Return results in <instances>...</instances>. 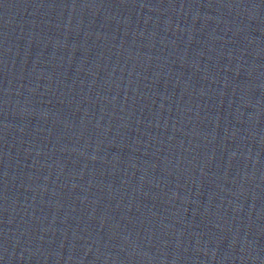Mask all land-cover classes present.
<instances>
[{
  "label": "water",
  "instance_id": "1",
  "mask_svg": "<svg viewBox=\"0 0 264 264\" xmlns=\"http://www.w3.org/2000/svg\"><path fill=\"white\" fill-rule=\"evenodd\" d=\"M0 264H264V0H0Z\"/></svg>",
  "mask_w": 264,
  "mask_h": 264
}]
</instances>
